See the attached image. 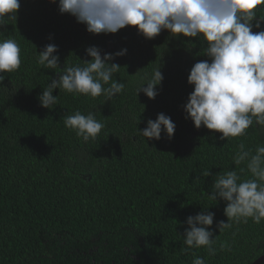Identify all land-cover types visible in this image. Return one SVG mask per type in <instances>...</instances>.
Segmentation results:
<instances>
[{"label":"trees","instance_id":"16d2710c","mask_svg":"<svg viewBox=\"0 0 264 264\" xmlns=\"http://www.w3.org/2000/svg\"><path fill=\"white\" fill-rule=\"evenodd\" d=\"M57 5L20 0L17 19L0 29V39H15L21 48L19 69L0 81V264H193L196 257L250 264L263 254L264 220L219 232L217 223L228 222L226 203L209 195L214 178L227 171L253 178L247 161L235 165L233 157L241 142L252 154L264 146V128L254 123L246 135L222 141L221 133L196 129L185 118L193 91L187 78L196 62L209 60L206 43L167 30L147 40L134 26L91 34ZM262 29L264 23L253 31ZM50 43L58 48L56 71L84 66L90 46L102 58L127 49L108 61L120 66L112 79L124 90L106 101L55 89L57 103L43 108L39 95L59 78L37 62ZM156 69L163 75L158 95H137ZM76 111L104 124L95 140L84 142L65 127L64 117ZM159 113L175 123L173 137L163 131L159 140L143 137L138 130ZM203 210L215 213L209 229L215 255L184 244L187 217Z\"/></svg>","mask_w":264,"mask_h":264},{"label":"clouds","instance_id":"9594fccd","mask_svg":"<svg viewBox=\"0 0 264 264\" xmlns=\"http://www.w3.org/2000/svg\"><path fill=\"white\" fill-rule=\"evenodd\" d=\"M57 7L60 14H69L77 23L86 25L91 34H114L126 26H134L137 34L147 40L167 30L172 36L182 34L205 42L204 54L209 60L196 62L190 70L187 82L193 91L183 106L185 118L196 129L203 126L221 133L222 141L246 135L254 123L264 128V29L253 31L254 27L261 29L264 23V16L257 14L264 11V0H58ZM19 8L20 0H0V29L17 19ZM85 51L91 59L83 62L84 66L64 67L62 71H56L60 68L59 56L54 55L58 52L55 44L46 45L38 53L39 65L59 73V78L52 79L38 97L43 108L50 109L57 103L58 96H53L55 89L92 98L103 95L106 101L124 90V83L112 79L120 66L108 61L126 55L127 49L105 54L103 58L96 46ZM20 53L15 39H0V81L5 73L19 69ZM145 81L138 87L137 95L143 92L149 99H155L157 86L163 81L161 71L154 70ZM63 122L84 142L95 140L104 127L92 112L84 115L76 111L64 117ZM175 128L170 117L159 113L138 131L147 139L159 140L162 131L171 139ZM238 149L234 164L247 161L253 178L241 180L235 170L214 178L209 199L226 203L224 215L228 220L217 223L219 232L231 228L233 223H247L249 218L256 224L264 220V146L258 145L255 154L245 150L243 142ZM203 175L208 177L211 173L205 171ZM214 216L215 213L203 210L187 217L183 237L188 248L203 246L209 255H215L216 240L209 230ZM220 248L224 250L226 244L222 243ZM193 264H205V260L196 257Z\"/></svg>","mask_w":264,"mask_h":264},{"label":"water","instance_id":"95a60500","mask_svg":"<svg viewBox=\"0 0 264 264\" xmlns=\"http://www.w3.org/2000/svg\"><path fill=\"white\" fill-rule=\"evenodd\" d=\"M264 262V253L255 258L250 264H261Z\"/></svg>","mask_w":264,"mask_h":264}]
</instances>
